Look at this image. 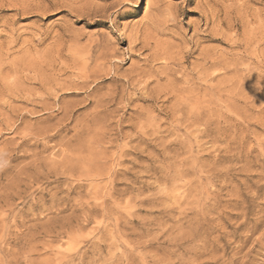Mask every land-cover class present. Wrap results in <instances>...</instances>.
Listing matches in <instances>:
<instances>
[{"label":"rangeland","instance_id":"374dc122","mask_svg":"<svg viewBox=\"0 0 264 264\" xmlns=\"http://www.w3.org/2000/svg\"><path fill=\"white\" fill-rule=\"evenodd\" d=\"M263 19L0 0V264H264Z\"/></svg>","mask_w":264,"mask_h":264},{"label":"bare ground","instance_id":"6f19581e","mask_svg":"<svg viewBox=\"0 0 264 264\" xmlns=\"http://www.w3.org/2000/svg\"><path fill=\"white\" fill-rule=\"evenodd\" d=\"M237 9H238V8H237ZM202 10H203V9H202ZM205 13H206V12H205ZM205 13H203V14H205ZM258 15H259V14H258ZM261 15H262V14H261ZM212 17H213V16H212ZM259 17H260V16H259ZM252 18H253V17H252ZM208 19H209V18H208ZM222 19H223V18H222ZM225 19H226V18H225ZM253 19H254V18H253ZM229 20H230V19H229ZM263 20H264V19H263ZM165 21H166V20H165ZM235 21H236V20H235ZM254 22H255V21H254ZM258 22H259V21H258ZM261 22H262V21H261ZM165 24H167V23H165ZM209 31H210V30H209ZM263 31H264V30H263ZM196 33H197V32H196ZM261 33H262V32H261ZM261 33H259V34H261ZM219 35H220V34H219ZM261 35H262V34H261ZM222 36H223V35H222ZM253 36H254V35H253ZM254 37H255V38H254ZM254 37H253L254 39L257 38L256 36H254ZM261 38H263V37L261 36ZM194 39H195V38H194ZM194 39H193V40H194ZM248 39H249V38H248ZM248 39H246L245 42H246ZM254 39L252 40V38H250V40H252V41H255ZM258 39H259V38H258ZM261 40H262V39H261ZM195 41H196V40H195ZM236 41H237V40H236ZM259 41H260V39H259ZM185 42H186V41H185ZM243 42H244V41H243ZM243 42H242V43H243ZM248 42H249V41H248ZM250 42H251V41H250ZM255 42H257V41H255ZM248 44H249V43H248ZM248 44H246V45H248ZM261 44H264V41H263V43H261ZM165 45H166V44H165ZM170 45H171V44H170ZM170 45H169V46H170ZM249 46H250V45H249ZM254 46H256V45H254ZM247 47H248V46H247ZM166 48H167V46H166ZM194 48H195V47H194ZM167 49H168V48H167ZM166 54H167V53H166ZM180 57H181V56H180ZM201 57H202V56H201ZM205 57H206V56H205ZM161 58H162V57H161ZM211 58H212V57H211ZM213 58H214V57H213ZM205 60H206V58H205ZM208 60H209V59H208ZM210 60H212V59H210ZM206 61H207V60H206ZM201 62H202V61H201ZM208 62H209V61H208ZM214 63H216V62H214ZM206 64H207V63H206ZM222 64H223V63H222ZM197 65H199V64H197ZM211 66H212V65H211ZM212 67H214V66H212ZM209 68H210V67H209ZM218 68H219V67H218ZM192 69H193V68H192ZM199 69H200V68H199ZM202 69H203V68H202ZM192 71H193V70H192ZM205 71H207V70H205ZM207 73H208V72H207ZM205 74H206V73H205ZM179 75H180V74H179ZM208 75H209V73H208ZM205 76H207V75H205ZM205 78H206V77H205ZM205 78H203V80H205ZM206 81H207V80H206ZM206 88H207V87H206ZM206 88H205V89H206ZM208 90H209V89H208ZM206 92H207V90H206ZM208 92H209V91H208ZM203 93H205V92H203ZM205 95H206V94H205ZM206 96L209 97L210 95L208 96V94H207ZM202 97H203V96H202ZM207 97H206V98H207ZM206 98H205V99H206ZM208 100H209V99H208ZM206 101H207V100H206ZM204 103H205V102H204ZM64 113H65V112H64ZM42 135H43V134H42Z\"/></svg>","mask_w":264,"mask_h":264}]
</instances>
